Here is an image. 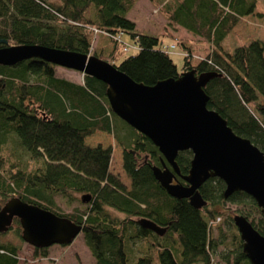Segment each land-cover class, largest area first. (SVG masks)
Masks as SVG:
<instances>
[{
  "label": "trees",
  "instance_id": "trees-1",
  "mask_svg": "<svg viewBox=\"0 0 264 264\" xmlns=\"http://www.w3.org/2000/svg\"><path fill=\"white\" fill-rule=\"evenodd\" d=\"M137 1L0 0V47L39 45L94 55L152 86L180 74L168 52L178 45L182 72L216 73L204 88L206 107L264 153V40L224 45L240 19L253 14L256 0H148L165 20L158 35L137 31L127 18ZM180 29L198 40V50L178 39ZM123 35L137 47L135 54L123 56ZM160 35L172 43L162 44ZM56 68L37 58L0 65V209L16 197L68 218L81 227L95 264H213L220 245L226 247L219 255L224 264H250L232 217L242 215L264 236V215L253 199L243 192L224 198L218 178L199 187L205 202L199 209L169 196L151 172L152 166H169L148 138L111 111L106 85L85 74L80 83L72 81ZM97 134L122 149L128 185L112 171L114 146L91 143ZM191 157L188 150L178 152L180 175L188 173ZM58 197L81 208L63 211ZM225 204L234 208L225 211ZM13 224L10 230L20 236L17 218ZM47 252L33 248V257L46 258ZM17 253L18 247L0 241V264H19Z\"/></svg>",
  "mask_w": 264,
  "mask_h": 264
},
{
  "label": "water",
  "instance_id": "water-1",
  "mask_svg": "<svg viewBox=\"0 0 264 264\" xmlns=\"http://www.w3.org/2000/svg\"><path fill=\"white\" fill-rule=\"evenodd\" d=\"M32 58L95 77L106 85L111 111L148 138L169 166L162 163L161 167H151L154 179L169 196L187 199L199 209L205 205L199 187L209 178H218L225 187L224 198L243 192L264 215V153L248 139L234 134L217 112L206 107L204 88L216 73L188 70L176 78L145 86L94 55L39 45L0 47L1 66ZM187 150L192 153L189 170L180 175L175 158L178 152ZM174 175L180 176L184 184H173ZM14 218L19 221L21 239L33 248L69 245L81 233V227L68 218L16 197L8 199L0 209V233L12 226ZM232 221L249 263L264 264V236L242 215H234ZM141 225L157 231L146 220H141Z\"/></svg>",
  "mask_w": 264,
  "mask_h": 264
},
{
  "label": "rangeland",
  "instance_id": "rangeland-1",
  "mask_svg": "<svg viewBox=\"0 0 264 264\" xmlns=\"http://www.w3.org/2000/svg\"><path fill=\"white\" fill-rule=\"evenodd\" d=\"M57 2L58 0H51ZM256 6L253 14L246 15L240 19L239 23L233 28V33L229 36L224 45L226 48L231 49L235 45H240L244 42L249 41L252 38H259L264 40V0H256ZM127 18L130 19L135 24V28L137 31L149 34V35H158L161 32L162 25H164L165 20L164 17L157 11L155 7H153L148 0H138L135 5L131 8V10L127 13ZM179 38L186 39L190 44L197 46L196 50H198L199 42L195 41L193 36L191 37L184 30H178L176 34ZM160 40L162 44H171L172 39L168 36L160 35ZM193 38V39H192ZM197 40V39H196ZM120 41L122 44L120 47L125 46L123 48L124 54L123 56H129L135 54L137 51V47L133 43V41L126 35L121 36ZM207 47V44L205 43ZM169 55L177 67L179 73H181V67L183 63L182 54L183 50L180 46L175 45L173 49L168 50ZM56 70L63 76L72 81L80 83L82 81L83 74L80 72H76L73 70L57 67ZM93 144L100 143L101 145H113L116 151V155L112 158L111 168L112 171L118 173L121 181L128 185V179L122 172L120 168L121 162V151L122 149L118 147L112 138L108 136H104L97 134ZM90 138V137H88ZM85 142L87 143V139ZM90 141V139H89ZM114 151V152H115ZM191 153V151H190ZM192 155V153H191ZM144 156V155H143ZM142 156V157H143ZM192 158V157H191ZM56 202L58 206L63 211H69L73 207L80 206L78 201H73L72 204L68 205L62 198H56ZM81 208V206H80ZM233 205L225 204L223 210L233 209ZM219 219V218H218ZM216 221H219V220ZM223 220V219H222ZM222 223V222H221ZM15 226V224H13ZM224 231H227L225 226H222ZM17 228V227H16ZM214 236L217 237V231L214 232ZM1 242H9L12 245L18 247V258L20 260V264H95L91 253L85 246L82 238V234L80 233L71 244L65 246H57L52 245L48 247V255L46 259H37L33 257V248L26 244L18 234L12 230L5 232V234L0 235ZM138 242V241H137ZM226 247L223 245L218 246L217 255L212 259L213 264H224L222 259L220 260L219 255L224 253ZM74 256H77V260Z\"/></svg>",
  "mask_w": 264,
  "mask_h": 264
},
{
  "label": "flooded vegetation",
  "instance_id": "flooded-vegetation-1",
  "mask_svg": "<svg viewBox=\"0 0 264 264\" xmlns=\"http://www.w3.org/2000/svg\"><path fill=\"white\" fill-rule=\"evenodd\" d=\"M174 178H175L176 180L173 181V184H175V182H179L177 178H180V176H178V175H174ZM181 180H182V179H181ZM182 181H183V180H182ZM179 183H181V182H179ZM181 184H182V183H181Z\"/></svg>",
  "mask_w": 264,
  "mask_h": 264
},
{
  "label": "bare ground",
  "instance_id": "bare-ground-1",
  "mask_svg": "<svg viewBox=\"0 0 264 264\" xmlns=\"http://www.w3.org/2000/svg\"><path fill=\"white\" fill-rule=\"evenodd\" d=\"M12 225H13V222H12ZM19 227H20V225H19ZM10 228H12V226H11V227H9V229H8L7 231H9V230H10ZM20 229H21V228H20ZM7 231H6V232H7ZM0 234H1V233H0ZM57 246H65V245H57ZM38 259H41V260H42V259H46V258H38Z\"/></svg>",
  "mask_w": 264,
  "mask_h": 264
},
{
  "label": "crops",
  "instance_id": "crops-1",
  "mask_svg": "<svg viewBox=\"0 0 264 264\" xmlns=\"http://www.w3.org/2000/svg\"><path fill=\"white\" fill-rule=\"evenodd\" d=\"M193 39V38H192ZM195 41H198V40H195ZM20 264V263H19Z\"/></svg>",
  "mask_w": 264,
  "mask_h": 264
},
{
  "label": "clouds",
  "instance_id": "clouds-1",
  "mask_svg": "<svg viewBox=\"0 0 264 264\" xmlns=\"http://www.w3.org/2000/svg\"><path fill=\"white\" fill-rule=\"evenodd\" d=\"M184 183V182H183Z\"/></svg>",
  "mask_w": 264,
  "mask_h": 264
}]
</instances>
